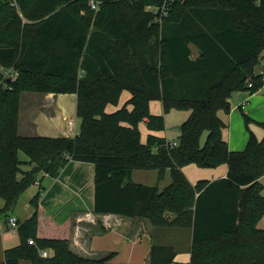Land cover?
I'll return each instance as SVG.
<instances>
[{
  "label": "trees",
  "instance_id": "trees-1",
  "mask_svg": "<svg viewBox=\"0 0 264 264\" xmlns=\"http://www.w3.org/2000/svg\"><path fill=\"white\" fill-rule=\"evenodd\" d=\"M94 1L98 8L90 0H0V220L9 221L40 173L57 177L70 160L87 161L95 165L94 212L190 229L189 261L177 260L174 244L154 241L146 264H264V136L252 132L243 150H232L223 116L235 91L264 85V0ZM24 91L76 93L80 133L21 135ZM154 99L166 111L191 110L178 143L155 133L166 121L151 111ZM21 150L33 168L22 169ZM189 163L229 170L194 184L182 170ZM136 168H157L160 177L170 168L172 181L164 189L136 182ZM38 184L31 216L19 220L21 242L0 264L108 262L111 255L72 249L70 222L56 227L42 216Z\"/></svg>",
  "mask_w": 264,
  "mask_h": 264
},
{
  "label": "crops",
  "instance_id": "crops-1",
  "mask_svg": "<svg viewBox=\"0 0 264 264\" xmlns=\"http://www.w3.org/2000/svg\"><path fill=\"white\" fill-rule=\"evenodd\" d=\"M61 95L63 94L54 92H30L24 107L26 110L23 123L20 122V117L24 109L20 103L19 129L23 127L30 135H42L38 133L39 126L36 121L38 112L47 114L48 118H57L63 115V118L66 119V113L61 106H58ZM230 103V113L223 114L225 120L228 117L229 121L226 120L230 128L227 139L232 150H243L250 136L244 123V116L246 118L248 115L257 121H264V85L255 93L250 90L235 91L230 98ZM228 170L229 167H225L217 178L227 176ZM44 176V183L43 178L39 181L44 187L40 199V211L42 216L47 215L49 222L56 227H61L59 225L61 222L72 224L69 235L74 251L86 256L102 258L109 256L112 252H121L122 249L124 258L127 256L126 259L130 262L138 264L148 262L151 246L155 241V227L144 218L94 212L95 165L92 162L70 160L59 176L52 177L49 174ZM263 179L264 175L260 180ZM46 180H48V184H46ZM11 229L12 227L6 222L5 231L0 234V263L4 261V251L8 248L5 246L4 234ZM109 231L116 232L121 238V241L112 242L117 246L115 250L112 244H110L111 246L95 245L96 237ZM144 238L148 240L141 244ZM140 244L141 248H139ZM187 250L188 256L191 258L190 247ZM126 251H128L127 255ZM106 263H112V260L109 259ZM21 264H31V262L23 260Z\"/></svg>",
  "mask_w": 264,
  "mask_h": 264
},
{
  "label": "rangeland",
  "instance_id": "rangeland-1",
  "mask_svg": "<svg viewBox=\"0 0 264 264\" xmlns=\"http://www.w3.org/2000/svg\"><path fill=\"white\" fill-rule=\"evenodd\" d=\"M91 4V0H90ZM194 47V46H193ZM196 47H194V53L196 54ZM264 63V61H263ZM15 74V73H12ZM30 92L34 91H24L21 95V106L22 109L26 106V100L28 99ZM63 94L59 96L58 100V106H61L64 113H66L67 118H63V115H60L59 117H47V114L45 115L43 112H38L36 116V121L38 123V133L44 135V136H75L76 134L80 133L81 131V124L82 120L77 114V94L76 93H60ZM131 96L130 91L125 90L123 92V95L121 97V106L125 104ZM131 104L128 106L130 107ZM116 106L113 104H108L107 110L109 112L116 110ZM25 110H23L22 115L20 117V122L23 123L24 116H25ZM151 111L155 114H163L165 115V121H166V127L162 131H158L156 134L164 136L172 143H178L179 142V136L181 133V126L184 121H186L191 114V110L189 109H177L173 108L169 111H166L163 105L162 100L160 99H154L151 102ZM59 112L57 111V114ZM52 118V119H51ZM68 119H74L75 124L73 126V129H70L67 125ZM228 121V117L226 119ZM244 123L246 126V129L251 134L252 132L258 137L262 138L264 136V127L260 123L261 121H257L255 119L250 120L249 127L246 125V118L244 116ZM229 122V121H228ZM227 122V123H228ZM140 129L142 133L143 140L146 141V138L149 134L148 126L145 122L140 123ZM229 123L227 124L225 136L226 138H229ZM19 133L21 135H30L24 129L21 127L19 129ZM207 133L205 132L202 137V144H204L206 140ZM250 137V136H249ZM20 158L25 161L22 165L23 170H29L33 168L34 164L30 163L29 156L24 151L19 152ZM228 164L223 163L219 166H201L197 163H189L183 166L182 170L186 174L187 178L194 184L198 183L200 180H212L220 176V172H222L225 167H227ZM19 176H22V173L19 174ZM51 176V175H50ZM54 177V176H52ZM43 178V183L45 180V176L43 173L39 174L37 183L33 184L31 187H29L20 197L17 206L12 211L13 216L19 217L21 222H24L27 220L32 212H33V205H32V198L39 190V181ZM133 180L136 182L148 184V185H158L160 189H164L166 186H168L172 181V171L170 168H167L163 171L162 177H160V171L157 168H136L133 172ZM262 185V192H264V179L260 180ZM46 184H48V180H46ZM4 200H0V207L3 206ZM47 216V215H46ZM139 218L140 217H134ZM5 224V222H4ZM64 222L59 223V225H63ZM259 226L264 228V215L259 221ZM19 226L15 227L4 234L5 238V246L6 247H12L18 243L21 242V237L19 235ZM101 235V234H100ZM98 235V236H100ZM96 237L95 239V245L100 244L101 246H111L112 244L114 250L117 249V246L114 245L113 241H121V238L116 234L114 231H109L105 233L104 235H101L100 237ZM155 241L161 242V243H167V244H174L177 248L178 254H177V260L181 261H189L190 257L188 256V250L187 248L190 247V240H191V232L190 229L187 227H155V233H154ZM147 238H144L142 240L141 244H143L145 241H147ZM141 244L139 245L141 248ZM128 251H126L127 255ZM124 250L121 249V252H112L110 253L112 260V263H98V264H138V263H132L130 262L126 256L124 258L123 256ZM28 261V260H25Z\"/></svg>",
  "mask_w": 264,
  "mask_h": 264
},
{
  "label": "built area",
  "instance_id": "built-area-1",
  "mask_svg": "<svg viewBox=\"0 0 264 264\" xmlns=\"http://www.w3.org/2000/svg\"><path fill=\"white\" fill-rule=\"evenodd\" d=\"M11 4L16 6V7H19V0H11ZM91 5L94 8H98V3L94 0H91ZM152 9H155V11H157L158 8H152ZM162 9L164 10V13H166L165 7H163ZM261 73L264 74V69L261 70ZM252 85H253V82H250L249 86H252ZM74 124H75L74 119H69L68 126L70 129H73ZM8 224L13 228L18 227L19 226V218L17 216L11 215L9 218ZM5 226H6V224H4V222L2 220H0V234H3V232L5 231ZM29 242L34 243V240L29 239ZM48 254H49L48 250L43 251L44 256H47Z\"/></svg>",
  "mask_w": 264,
  "mask_h": 264
}]
</instances>
